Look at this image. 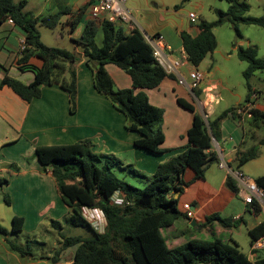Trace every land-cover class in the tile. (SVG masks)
<instances>
[{
    "label": "trees",
    "instance_id": "16d2710c",
    "mask_svg": "<svg viewBox=\"0 0 264 264\" xmlns=\"http://www.w3.org/2000/svg\"><path fill=\"white\" fill-rule=\"evenodd\" d=\"M189 0H182L187 2ZM228 8L215 9L217 19L207 21L200 19L197 27L199 34L192 37L186 31L180 33L182 48L190 65L197 67L207 53L215 50L217 40L213 28L229 23L236 37L240 38L239 24H253L264 28V15L250 16L247 12L250 5L245 0H227ZM25 0L14 3L13 0H0V24L11 17L19 27L29 44L19 59L20 68L30 71L32 80L23 83L10 77L4 68L0 87L8 85L26 101L39 97L40 87L52 83L59 84L69 92L70 111L76 106V72L72 66L79 55L76 52L53 46H46L40 41L38 26L53 29L60 18L70 9L36 17L31 12L23 11ZM100 33L101 44L97 45L96 36ZM76 45L83 47L86 64L92 70L94 88L104 94L113 106L121 111L126 119L125 128L136 132L139 137L134 145L151 154H162L170 150L160 146L164 141L161 129L163 110L150 103L146 90L153 89L168 75L153 57L152 49L145 36L137 29L126 32L122 26H116L109 20L96 23L87 20L82 32L72 39ZM35 55L43 63L41 67L27 64L30 56ZM236 55L246 62L243 76L249 87V79L256 71H264V58L259 57L256 45L238 46ZM112 63L124 70L131 79V87L116 88L105 69ZM69 64V67L66 66ZM72 67H71V66ZM251 89L245 101L249 102ZM196 95L199 94L195 90ZM177 103L194 112V107L185 99L178 97ZM244 103L225 110L217 119L208 121L200 114L193 115L192 124L187 130V146L172 154L167 160L156 166L152 176L143 186L138 188L126 180L117 177L113 168L128 170L137 176H145L131 164L124 165L114 155L96 153L90 139L79 140L68 145L38 146L35 155L43 167H50L59 194L68 208L67 221L73 226L86 227L88 236H61L59 247L50 257L51 264H57L59 254L68 247H74L72 264H264V258L251 261L241 252L236 243H225L217 237L211 239L192 238L184 243L170 247L167 245L161 230L171 226L177 219L185 216L178 207V198L187 183L183 174L187 168L194 172L195 179L204 177L209 163L217 161V153L212 148V138L219 141L221 132L219 121L225 115L240 118L236 108ZM248 118L251 128L264 127V112L251 108ZM264 145V136L259 140ZM209 149V150H208ZM258 149L251 147L245 151H237L235 161L237 167L256 158ZM264 188V175L255 179ZM7 183L0 178V187ZM226 185L236 193V184L231 176H227ZM118 193L123 203L113 201ZM9 204V198L4 196ZM82 206L100 207L107 219L103 233L95 232L82 218ZM208 221L216 220L228 226L231 218L221 217L214 213ZM11 231L22 230L23 219L12 217ZM52 226L61 228L58 221ZM260 227H264V223ZM256 230H251L252 243L258 238ZM0 233L6 236V230L0 226ZM11 248L20 254L25 251L11 244Z\"/></svg>",
    "mask_w": 264,
    "mask_h": 264
},
{
    "label": "crops",
    "instance_id": "0c3cea01",
    "mask_svg": "<svg viewBox=\"0 0 264 264\" xmlns=\"http://www.w3.org/2000/svg\"><path fill=\"white\" fill-rule=\"evenodd\" d=\"M19 1L21 0H13L14 3ZM94 1L96 0H25L23 11L31 12L36 17L46 16L64 8L70 9L51 30L55 31L56 42H60L65 36L70 39L73 52L79 55V59L72 64L76 72L77 90L74 111H70L69 92L57 83L42 85L40 96L30 101L21 98L8 85L0 87V178L7 179V183L2 185L0 190L9 198V204L6 205L9 207L10 220L13 216L22 217L21 231L34 230L44 217L52 225L53 220L58 221L68 210L59 194L50 167H43L39 163L35 155L36 147L68 145L90 139L96 153L114 155L121 162L126 156L128 159L125 160L136 164L143 174L152 176L159 163L187 146L186 133L192 124L193 115L206 113L212 116L215 113L213 104L217 102V97L211 90L217 84L209 78L213 75L212 70L206 69L205 81L198 90V95L179 85L176 78L166 77L158 87L146 90V94L151 104L163 110L161 129L164 141L160 147L170 151L151 154L136 147L134 141L139 135L125 128L124 114L113 106L110 99L94 88L92 70L86 64L83 47L72 41L80 35L85 22L90 20L87 10ZM126 7L132 14L134 29L144 36L163 34L165 44L170 46L174 55H181L183 52L180 37L182 31L192 37L199 34L197 21L184 27L172 18H164L159 10L149 6L148 0H144L143 5L135 0H128ZM163 11L170 13L169 9ZM122 27L127 29L126 25ZM23 37L22 30L15 24L6 20L0 24V81L4 68L10 77L23 83L32 80V74L24 77L28 71H23L19 64L22 57L18 54L19 42ZM239 44L242 45L238 42L234 48L240 46ZM212 52L206 54L197 66L198 69ZM42 63L43 61L35 55L27 60V64L36 67H41ZM209 65L211 66L210 63ZM66 66L69 67V64ZM189 67L190 65H185V72H181L187 75ZM105 69L116 88L131 87L130 76L124 70L112 63L106 64ZM258 96L259 93L253 89L249 101L252 108L264 112V107L257 104ZM178 97L191 103L194 112L180 106L177 103ZM240 104L239 100L236 101L235 107ZM226 118L227 115L220 120L221 138L218 143L222 145L225 160L230 161L233 168L238 150L245 151L256 147L259 151V140L264 136V127L251 128L246 115L234 118V126L241 128V136L232 137L229 141L226 140V128L223 127ZM228 136H231V133ZM187 169L183 174L187 185L180 194L176 193L174 196L178 198L177 207L181 212L184 211L183 204L189 203L199 220L194 222V219L183 216L171 226L163 228L161 233L167 245L174 247L192 238L217 237L225 243H236L239 250L251 261L264 258V248L251 249L252 239L249 233L255 229L258 237L264 233V227H260L264 223L263 217L258 212L249 210L242 199L228 188L226 170L219 168L214 161L207 165L203 178L195 179L191 169L190 174L185 177ZM214 213L231 218V222L228 226H223L216 220L208 221V216ZM243 233L248 235L246 243L240 238ZM6 236H3L0 242V264H51V253L35 255L25 250L24 254H20L11 248L13 243L7 242V247L2 246L7 240ZM73 253L74 247L62 250L57 264H72Z\"/></svg>",
    "mask_w": 264,
    "mask_h": 264
},
{
    "label": "rangeland",
    "instance_id": "374dc122",
    "mask_svg": "<svg viewBox=\"0 0 264 264\" xmlns=\"http://www.w3.org/2000/svg\"><path fill=\"white\" fill-rule=\"evenodd\" d=\"M135 1L141 5H143L144 2V0ZM245 1L250 5L247 15L256 17L264 15V0ZM148 4L150 7L159 10L164 18H172L178 24L184 25V27L189 24L192 25L188 16L190 12L197 15L196 21H199L200 19L214 21L217 19L215 9L225 11L228 8L227 0H189L187 2H182V0H148ZM164 9H169L170 13L164 12ZM238 27L241 33L240 38L236 37L234 29L227 22L213 28V33L217 40V46L214 52L207 57L203 65L199 68L203 73H205L206 69H209L210 71L212 70L213 75L209 78L211 82L217 84L216 86H213L211 90V93L217 97V102L213 104L215 113L212 116H207L208 121L217 119L225 110L230 107H235V103L238 100L242 105L249 88L251 91L254 89L256 90V93H259L257 104L264 107V71H257L254 73L249 79L248 87L243 76V71L247 64L238 59L236 55L237 48H234L238 42L242 43V45L239 44L242 47H246L248 44L256 45L258 56L264 58V28L253 24H239ZM38 30L40 33V39L44 44L53 47H62L73 51V44L67 36H65L60 42H56L54 40L55 31L42 26H39ZM58 30L59 29H57V31ZM95 40L97 44H100V33L97 34ZM209 63L211 66H208ZM184 69L183 66L181 71L185 72ZM25 74L24 77L32 73L28 71L25 72ZM233 122H235L234 118L228 114L226 120L223 122V127L226 128L225 133L227 138L230 133L233 138L241 136V128L239 126H234ZM246 125L248 126L247 122ZM219 128H221V121H219ZM125 159L128 158L124 156L122 160L124 165L131 164L134 168L139 170V167L136 164L134 165L133 162H129ZM232 165L234 169H240L243 174L254 180L257 177L264 175V145L259 146V155L257 158H254L239 167H237L235 161ZM112 171L117 177L126 180L138 188H143L151 177L146 174H144L145 176H137L128 170L117 167H114ZM190 172L191 171L187 169L185 177H187ZM4 194L5 193L0 190V226L7 232V240L6 242H3L2 245L4 247H7L9 243H13L21 247L24 251H29L31 254H53L59 247L61 236L89 235V230L86 227L73 226L68 223L66 220L68 210L67 213L58 220L61 228L52 226L50 221L44 217L34 230L13 233L11 231L12 222L8 213L9 207L3 199ZM3 236L4 235L0 233V242L3 239ZM247 236L246 233H243L240 237L241 241L246 243Z\"/></svg>",
    "mask_w": 264,
    "mask_h": 264
},
{
    "label": "built area",
    "instance_id": "2783aa9c",
    "mask_svg": "<svg viewBox=\"0 0 264 264\" xmlns=\"http://www.w3.org/2000/svg\"><path fill=\"white\" fill-rule=\"evenodd\" d=\"M128 0H96L90 3L87 15L90 20L96 23H101L103 20H109L116 26L126 25V32H131L134 29L133 17L131 12L126 7ZM189 19L195 23L197 15L193 12L189 13ZM7 22L14 24L11 17H7ZM148 44L152 49V54L156 62L162 67L166 74L176 78L179 85L187 87L195 93V90H200L202 83L205 81V74L197 67L190 65L186 54L181 52V55H174L170 46L165 44L164 35L155 33L145 36ZM29 47L25 37L20 39L18 54L23 56L24 51ZM189 66L187 75L181 72L183 66ZM252 104L251 102L244 103V106L236 108L235 112L238 116L246 115L251 117ZM208 114L203 113V117L207 120ZM232 136H228L226 140L231 141ZM213 150L217 153L216 164L219 168L226 170L229 176L233 178L236 184V195L239 196L247 208L253 212H258L264 220V188L259 186L256 181L242 173L240 169H234L230 165V161L225 160L224 151L218 141L212 138ZM113 201L117 204H122L123 200L118 193L113 195ZM185 217L194 219L197 218L194 210L189 203L183 204ZM82 218L92 227L97 233H103L107 226V219L104 211L98 206H82ZM264 248V233L255 239L251 245L252 250Z\"/></svg>",
    "mask_w": 264,
    "mask_h": 264
},
{
    "label": "water",
    "instance_id": "95a60500",
    "mask_svg": "<svg viewBox=\"0 0 264 264\" xmlns=\"http://www.w3.org/2000/svg\"><path fill=\"white\" fill-rule=\"evenodd\" d=\"M199 23V21H197V24ZM175 197H177V196H175Z\"/></svg>",
    "mask_w": 264,
    "mask_h": 264
}]
</instances>
